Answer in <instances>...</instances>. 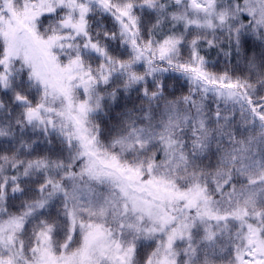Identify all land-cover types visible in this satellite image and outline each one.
I'll return each mask as SVG.
<instances>
[{"label":"snow or ice","instance_id":"snow-or-ice-1","mask_svg":"<svg viewBox=\"0 0 264 264\" xmlns=\"http://www.w3.org/2000/svg\"><path fill=\"white\" fill-rule=\"evenodd\" d=\"M0 264H264V0H0Z\"/></svg>","mask_w":264,"mask_h":264}]
</instances>
